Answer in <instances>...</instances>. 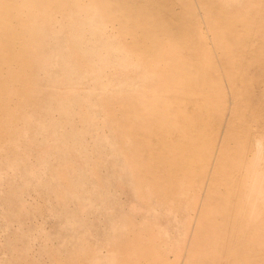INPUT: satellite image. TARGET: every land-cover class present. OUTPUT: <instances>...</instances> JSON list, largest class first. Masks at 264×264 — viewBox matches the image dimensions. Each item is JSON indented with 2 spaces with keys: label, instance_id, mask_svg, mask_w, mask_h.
<instances>
[{
  "label": "rangeland",
  "instance_id": "1",
  "mask_svg": "<svg viewBox=\"0 0 264 264\" xmlns=\"http://www.w3.org/2000/svg\"><path fill=\"white\" fill-rule=\"evenodd\" d=\"M0 264H264V0H0Z\"/></svg>",
  "mask_w": 264,
  "mask_h": 264
}]
</instances>
